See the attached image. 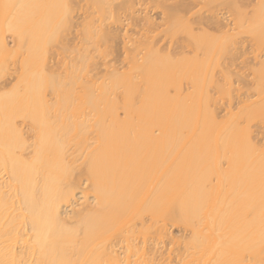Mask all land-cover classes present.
Listing matches in <instances>:
<instances>
[{"label": "bare ground", "instance_id": "1", "mask_svg": "<svg viewBox=\"0 0 264 264\" xmlns=\"http://www.w3.org/2000/svg\"><path fill=\"white\" fill-rule=\"evenodd\" d=\"M241 41L264 48V0H0V264H264Z\"/></svg>", "mask_w": 264, "mask_h": 264}, {"label": "rangeland", "instance_id": "2", "mask_svg": "<svg viewBox=\"0 0 264 264\" xmlns=\"http://www.w3.org/2000/svg\"><path fill=\"white\" fill-rule=\"evenodd\" d=\"M81 3V5L83 6V9H84V15L87 13V14H89V13H95L94 15H98L97 14V10H95V8H92V6H90V4H88V3H85L84 1H81L80 2ZM79 3V4H80ZM150 4V3H149ZM148 4V5H149ZM153 5L151 4V7H152ZM151 7L150 8H148L149 10H151V13H154L153 15L155 16V15H157L158 14V18H159V14H160V12H159V9H154L153 7H152V9H151ZM196 8H199V6L198 7H195V9ZM82 9V10H83ZM249 10V9H248ZM115 11H116V9H115ZM118 13H120V18H121V20H123L125 17H126V12H124L122 9L121 10H118L117 11ZM80 13H83V11H80ZM155 13H157V14H155ZM90 15H92V14H90ZM93 15V16H94ZM90 18V16H88V18L87 19H89ZM160 19V18H159ZM156 22H160V21H156ZM124 23V22H123ZM126 24V23H125ZM132 29H134V28H132ZM139 29V28H138ZM160 29V28H159ZM158 29V30H159ZM140 30V29H139ZM142 30V29H141ZM140 30V31H141ZM78 31V30H77ZM197 31V29H195V32ZM75 32V31H74ZM198 32H200V31H198ZM79 33V32H78ZM78 33H76V34H78ZM80 35V34H79ZM247 35V36H246ZM184 35H183V33L182 32H176V33H174V35L172 36V41L173 42H176V41H178V42H181V40H185V38H182ZM240 37H247V38H251L250 37V35L249 34H246V33H243V32H241V34L239 33L237 36H236V38H240ZM168 38V37H167ZM166 38V39H167ZM242 38H240V39H242ZM78 39H80V38H78ZM243 39H245V38H243ZM9 40V39H8ZM183 40V41H184ZM164 42H165V39H164ZM186 42V40L183 42V44ZM244 42V43H243ZM241 41V45H242V43H243V47H247V49H246V52H245V54L244 55H241V57L239 58V59H237L236 61H235V63H236V65L238 66V67H241L242 65H243V60H244V64H248V63H250L251 64V66H253V68H254V66H255V64H257V62L256 61H258V59H253V56L254 55H258V54H263L264 53V48L262 49V47H260L258 44H256V45H253V47H250V43H248V41ZM11 44V43H10ZM240 44H239V46H240ZM188 45V44H187ZM186 45V47H184L182 50H184L187 54H191L192 52H191V48H193L192 46H190L189 47V45L187 46ZM241 46V47H242ZM104 48V46H102V49ZM115 48V47H114ZM113 53H110L109 54V56L110 57H114V56H116V58L119 60H121L122 59V53H121V48H120V44L119 45H116V48L115 49H113ZM196 52V51H195ZM122 56H121V55ZM186 54V55H187ZM194 54V53H193ZM198 54H200L199 52H198ZM196 55V54H195ZM224 55V53L222 54V55H218L219 57H221V61H220V63H222V64H220L221 66H223L224 67V65H225V67L227 66V63H229V58L228 57H226V55H225V57L223 56ZM121 56V57H120ZM191 56V55H190ZM201 56V55H200ZM217 56V57H218ZM228 56V55H227ZM222 59H224L223 61H225L226 60V62H223L222 61ZM123 60V59H122ZM253 60L256 62H254L253 63ZM124 61V63H125V59L123 60ZM122 61V62H123ZM226 63V64H225ZM253 63V64H252ZM125 66V65H124ZM244 66V65H243ZM250 66V65H249ZM126 67V66H125ZM222 67V68H223ZM248 67V66H247ZM246 66H244V67H242L243 68V71H241V70H238L236 67H232V68H234V70L235 71H237V72H242V74L244 75L243 77V79H245L244 81V83H242L241 84V86H242V88H244V89H242V90H246V89H248L246 92H250V94H255V84H253V82H254V80H251V79H253L252 78V76H251V73L249 74V72H251L250 70H248V68H247ZM257 67V66H256ZM256 67H255V69H256ZM124 68V67H123ZM122 68V69H123ZM236 68V69H235ZM242 68H240V69H242ZM252 68V67H251ZM221 69V67L220 66H218V67H214V73H215V71L216 70H220ZM124 70H126V68L124 69ZM217 73V74H216ZM216 73H215V75L217 76L218 75V71H216ZM249 75V76H248ZM250 77V78H249ZM249 78V79H248ZM252 81V82H251ZM182 85H183V88H184V91H187L188 89H187V87H189L190 88V86H189V84H187V82L186 81H183L182 82ZM209 86H211L210 84H209ZM209 89H211V87H209ZM243 92H245V91H243ZM214 96H216V95H214ZM257 96H256V94L252 97L253 99L254 98H256ZM236 111H237V109H235ZM234 110V111H235ZM253 122H256V123H252V124H254L253 125V129H258L259 130V132L260 131H262V132H264V122H258V120L256 119V121H253ZM252 126V125H251ZM255 130V131H256ZM256 132H258V131H256ZM261 132V133H262ZM263 136H264V133H263ZM80 152L78 151L77 153L75 152V154H79ZM76 196H78V195H76ZM146 222H148V220L146 221ZM173 226V225H172ZM170 227L169 225H167V227H170L169 229H170V231L171 232H173L174 233V235H177L178 234V232H180L181 234H178V236H180V235H184L183 233V231H185V230H183L181 227L179 228V226H177V225H175V227ZM176 228V229H175ZM180 229H182V230H180ZM180 230V231H179ZM187 230V229H186ZM183 232V233H182ZM189 232V231H188ZM188 232H185L186 234H185V237H186V239L188 238ZM140 237V236H139ZM181 240V239H180ZM182 241V240H181ZM181 246V245H180ZM174 247V246H173ZM177 250V249H176ZM182 250V249H181ZM180 250V251H181Z\"/></svg>", "mask_w": 264, "mask_h": 264}]
</instances>
